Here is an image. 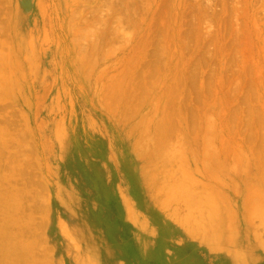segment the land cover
<instances>
[{"label": "rangeland", "instance_id": "374dc122", "mask_svg": "<svg viewBox=\"0 0 264 264\" xmlns=\"http://www.w3.org/2000/svg\"><path fill=\"white\" fill-rule=\"evenodd\" d=\"M264 263V0H0V264Z\"/></svg>", "mask_w": 264, "mask_h": 264}, {"label": "crops", "instance_id": "0c3cea01", "mask_svg": "<svg viewBox=\"0 0 264 264\" xmlns=\"http://www.w3.org/2000/svg\"><path fill=\"white\" fill-rule=\"evenodd\" d=\"M254 264H259V263H254ZM260 264H264V263H260Z\"/></svg>", "mask_w": 264, "mask_h": 264}]
</instances>
